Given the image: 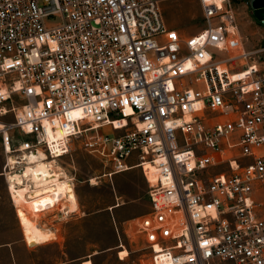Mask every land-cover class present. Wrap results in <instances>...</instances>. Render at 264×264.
I'll use <instances>...</instances> for the list:
<instances>
[{
	"label": "built area",
	"instance_id": "1",
	"mask_svg": "<svg viewBox=\"0 0 264 264\" xmlns=\"http://www.w3.org/2000/svg\"><path fill=\"white\" fill-rule=\"evenodd\" d=\"M161 3L0 0L4 171L75 144L113 173L133 158L150 210L124 233L148 264H264V47L233 0H199L193 34Z\"/></svg>",
	"mask_w": 264,
	"mask_h": 264
},
{
	"label": "rangeland",
	"instance_id": "2",
	"mask_svg": "<svg viewBox=\"0 0 264 264\" xmlns=\"http://www.w3.org/2000/svg\"><path fill=\"white\" fill-rule=\"evenodd\" d=\"M250 1L233 0V4L244 47L255 51L263 47L264 25L254 16ZM161 6L167 23L181 33L193 34L204 28L199 0H162ZM19 137L16 140L25 138ZM56 162L72 181L78 211L55 219L57 239L30 246L16 217L5 177H0V246L8 245L0 248V264H148V253L141 250L142 238L133 235L128 239L124 233L128 220L149 212L148 184L142 170L112 174L111 166H105L78 144ZM133 162L131 158L128 164ZM6 163L0 138V173L5 172ZM260 201L264 202V194ZM116 205L120 206L114 208ZM63 206V202L57 204L47 211L50 215L42 212L49 209L42 206L41 213L30 215L41 228L51 230L43 220L60 212ZM120 244L129 251L123 262L118 257L121 249L116 248Z\"/></svg>",
	"mask_w": 264,
	"mask_h": 264
},
{
	"label": "bare ground",
	"instance_id": "3",
	"mask_svg": "<svg viewBox=\"0 0 264 264\" xmlns=\"http://www.w3.org/2000/svg\"><path fill=\"white\" fill-rule=\"evenodd\" d=\"M63 134V132L59 133V135ZM11 161L14 162L13 159ZM56 163V160L49 161L45 154L40 153L32 157V162L28 163L21 173L9 175V185L17 206V215L25 240L30 246L44 244L56 238L51 230L41 228L30 213L37 215L40 207L52 208L61 202L67 213L78 211L72 181ZM120 255L126 256L127 251L123 250ZM85 264L92 263L86 261Z\"/></svg>",
	"mask_w": 264,
	"mask_h": 264
},
{
	"label": "crops",
	"instance_id": "4",
	"mask_svg": "<svg viewBox=\"0 0 264 264\" xmlns=\"http://www.w3.org/2000/svg\"><path fill=\"white\" fill-rule=\"evenodd\" d=\"M128 162H129V160L127 161V166H128V168H126V169H124V170H122V171H119V172H117V173H113V174H118V173H122V172H125V171H127V170H131V169H134V168H139V167H137V166H135V162H133V164H128ZM131 163V162H130ZM5 177V180H6V182H7V185H8V187H9V181H8V176H7V174L4 172V173H0V177ZM147 182V181H146ZM148 184V183H147ZM148 189H149V186H148ZM8 191H9V195H10V198H11V202H12V205H13V207H14V210H15V214H16V217H18V215H17V206H16V204L14 203V200L12 199V197H11V194H10V190H9V188H8ZM148 201H149V196H148ZM149 205H150V203H149ZM120 205H116L114 208H116V207H119ZM56 207V206H55ZM55 207H52V208H49V209H46V210H44V211H42V212H47V211H50L51 209H54ZM149 210H150V208H149ZM77 212V211H76ZM41 213V212H40ZM148 213V212H147ZM146 213V214H147ZM47 214H48V212H47ZM68 214H70V213H67V211L66 210H64L63 208L61 209V211L60 212H58V213H52L51 215L52 216H50V217H47V218H44V220H43V224L44 225H46V226H48V227H50V229H51V232L55 235V237L56 238H54V239H52V240H55V239H57V235H58V233H59V229H58V223H56V221H55V219L58 217V218H64V215H68ZM48 215H50V214H48ZM145 215V214H144ZM144 215H142V216H144ZM142 216H138V217H135V218H132V219H130V220H128L125 224H126V226H127V223H129L130 221H132V220H134V219H137V218H140V217H142ZM18 219H19V217H18ZM19 222H20V219H19ZM21 224V223H20ZM125 226V227H126ZM125 227H124V229H125ZM23 229V228H22ZM48 230V229H47ZM51 241V240H50ZM8 245H5V246H0V248H2V247H7ZM119 246H117L116 248L117 249H119L118 248ZM91 262V261H90Z\"/></svg>",
	"mask_w": 264,
	"mask_h": 264
},
{
	"label": "water",
	"instance_id": "5",
	"mask_svg": "<svg viewBox=\"0 0 264 264\" xmlns=\"http://www.w3.org/2000/svg\"><path fill=\"white\" fill-rule=\"evenodd\" d=\"M249 4L253 10L254 16L264 25V0H251Z\"/></svg>",
	"mask_w": 264,
	"mask_h": 264
}]
</instances>
